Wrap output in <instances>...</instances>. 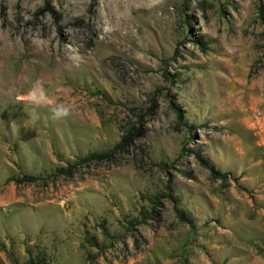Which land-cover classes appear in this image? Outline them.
I'll return each mask as SVG.
<instances>
[{
    "label": "rangeland",
    "instance_id": "374dc122",
    "mask_svg": "<svg viewBox=\"0 0 264 264\" xmlns=\"http://www.w3.org/2000/svg\"><path fill=\"white\" fill-rule=\"evenodd\" d=\"M0 264H264V0H0Z\"/></svg>",
    "mask_w": 264,
    "mask_h": 264
},
{
    "label": "clouds",
    "instance_id": "9594fccd",
    "mask_svg": "<svg viewBox=\"0 0 264 264\" xmlns=\"http://www.w3.org/2000/svg\"><path fill=\"white\" fill-rule=\"evenodd\" d=\"M25 99L34 105L53 104V101L47 96L46 92L42 88H33L25 96ZM51 111L53 119H62L70 115V109L63 105H55L51 108Z\"/></svg>",
    "mask_w": 264,
    "mask_h": 264
}]
</instances>
